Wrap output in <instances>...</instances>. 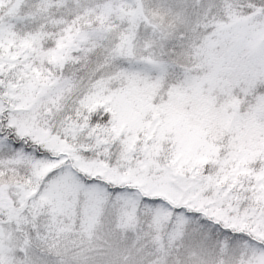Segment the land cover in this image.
Wrapping results in <instances>:
<instances>
[{"label": "snow or ice", "instance_id": "6c2138e0", "mask_svg": "<svg viewBox=\"0 0 264 264\" xmlns=\"http://www.w3.org/2000/svg\"><path fill=\"white\" fill-rule=\"evenodd\" d=\"M0 264H264V0H0Z\"/></svg>", "mask_w": 264, "mask_h": 264}]
</instances>
